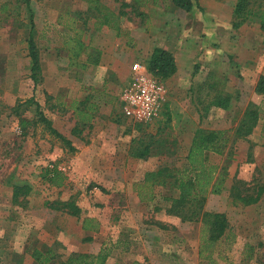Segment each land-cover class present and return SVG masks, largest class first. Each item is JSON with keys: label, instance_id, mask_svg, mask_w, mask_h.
<instances>
[{"label": "rangeland", "instance_id": "1", "mask_svg": "<svg viewBox=\"0 0 264 264\" xmlns=\"http://www.w3.org/2000/svg\"><path fill=\"white\" fill-rule=\"evenodd\" d=\"M237 4L227 42L231 60L223 54L224 47L203 46V59L191 68L183 65V70L187 65L190 68L187 78L171 75L162 80L171 100L164 99L160 113L148 122L136 123L123 114L119 95L130 80L131 63L145 64L150 54L132 50V33L139 36L137 32L142 31L147 37L153 27L159 32L168 29L178 18L171 0H0V264H37L30 255L34 247L52 248L59 257L49 264H59L70 252H96L103 241L116 238L128 241L129 248L113 250L105 264H130L132 259L143 264H207L198 255L201 223L181 224L178 217L164 212L167 202L163 198L171 194L169 190L154 186L155 199L149 201L137 199V188L147 170L186 163L196 128L231 129L241 119L244 107L239 104L238 83L243 74L252 78L264 68L260 26L264 0H238ZM106 10L114 15L121 12L124 19L119 36L125 39V47L118 53L119 62L113 64L117 68L110 78L95 70L102 55L109 67L114 56L106 44L109 36L100 32L107 24L99 16ZM31 23L40 55L36 81L30 76L27 42ZM77 32L84 44L101 51L96 64L69 66L68 50L75 44L69 38ZM90 47L87 51L94 52ZM86 53L76 60H85ZM225 93L230 94L228 107L209 104L214 96ZM260 101L262 121L255 130L262 133L263 97ZM82 102L94 112L86 124L76 121L74 105L82 106ZM207 104L211 106L200 117ZM39 110L70 145L50 132ZM261 135L251 133L249 140L237 141L227 164L229 177L245 181V186L264 182ZM134 137L153 140L149 155H132ZM209 156L224 163V155ZM47 166L64 172V185L50 186L41 178ZM16 183L30 184L31 191L14 202ZM68 197L81 207V216L101 221L98 231L83 229L80 217L46 203ZM205 208L224 212L234 235L229 249L216 244L212 252L216 264H260L258 260L264 264V193L256 203L245 206L233 204L227 192L209 193ZM87 235L92 239H84Z\"/></svg>", "mask_w": 264, "mask_h": 264}, {"label": "trees", "instance_id": "2", "mask_svg": "<svg viewBox=\"0 0 264 264\" xmlns=\"http://www.w3.org/2000/svg\"><path fill=\"white\" fill-rule=\"evenodd\" d=\"M137 1L138 0H134ZM140 2L142 0H139ZM148 0H143L146 2ZM172 3L180 9L189 10L193 7V0H171ZM29 2V0H27ZM128 2L124 3V6ZM129 4V3H128ZM241 2L237 4L234 12L240 13ZM110 14L113 15L112 20ZM121 12L113 14L107 10L103 12V23L107 26H116L117 19H120ZM98 17V16H97ZM96 17V18H97ZM261 28L264 30V19L261 22ZM32 23L30 24L28 42V52L31 57L30 76L34 81L40 77V55L37 51L33 36H32ZM75 44L70 47L69 51V66L71 64L78 65L81 68L86 67L88 64H96L100 59V50L96 47H90L79 38V32L70 37ZM68 42V41H67ZM94 50L88 52L87 48ZM87 52V53H86ZM86 53L87 58L83 61L76 60L80 54ZM176 60L172 52L165 50L162 47L154 46L151 54L149 55L145 66L147 70L160 80H165L176 72ZM255 91L264 94V75L259 74L255 84ZM222 98V99H221ZM230 94L225 93L223 97L220 95L214 96L209 104L217 105L221 108L229 106ZM205 106V113L200 112V117L206 115L211 105ZM243 111L242 117L239 122L231 129H214L206 127H198L195 129L191 141L187 147L186 155L184 157L185 164L182 166L162 165L155 169L147 170L144 177L140 180L138 194L141 200H151L155 197L153 190L154 186H161L171 192L170 195L164 196L167 202L164 210L167 214L178 217L182 222L199 221L202 225L200 242L198 245V255L201 258L207 259V264H216L212 252L216 244H225L229 249L233 241V233L231 231L230 221L224 212L217 210H209L205 208V202L209 193H220L223 189L224 182L228 179L229 174L227 171V164L233 156V148L238 140L247 139L252 132L253 127L259 119V104L253 102ZM77 118V123L86 124L92 119L94 112L92 106H86L82 102V106L74 105ZM38 112V111H37ZM41 119L44 120L49 127V130L55 136L70 145V140L64 138L59 132L50 127V122L47 117H44L39 110ZM24 121V120H23ZM22 120H21V122ZM139 123V122H136ZM78 131L77 126L75 127ZM262 131H264V123ZM136 143L135 148L132 149V155L137 157H146L151 152V145L153 140L146 141L140 137L132 139ZM71 149L73 148L70 147ZM210 153L219 154L221 157L224 155V163L220 164L210 160ZM41 178L48 182L50 186L61 187L64 185L65 174L58 167L49 166L45 167L40 175ZM246 182L237 179L235 176L229 189V197L233 204L240 203L242 206L255 203L264 193V182H256L253 185L245 186ZM31 191V185L28 183H16L12 189V201L22 195H26ZM48 207L54 210H65L70 215L80 217V222L83 229L98 231L101 227V221L95 216L84 215L81 216V207L77 204L74 198L68 197L67 199L54 200L46 202ZM155 209L160 207L155 205ZM86 240H91L92 236L87 235L84 237ZM128 241L116 238L114 241H103L96 252L88 251H74L70 252L66 258L60 261L59 264H105L107 259L111 256L113 250H120L125 252L128 250ZM31 257L37 264H49L52 260L59 257L54 250L50 247L40 249L38 247L32 248L30 251ZM219 257V251L217 253ZM251 254H249V257ZM258 263H262L258 260ZM114 264H121L118 261ZM130 264H143L138 259H132Z\"/></svg>", "mask_w": 264, "mask_h": 264}, {"label": "crops", "instance_id": "3", "mask_svg": "<svg viewBox=\"0 0 264 264\" xmlns=\"http://www.w3.org/2000/svg\"><path fill=\"white\" fill-rule=\"evenodd\" d=\"M237 1L238 0H193V7H191L189 10L183 9V11L182 9L176 6V9H174L173 12L175 13V15L178 14V18L175 19L174 23H171L168 29L159 32V29L153 27V29L149 30L147 37L144 36L142 31L137 32L139 36H137V34H135L136 31H134V33L132 34L134 35L135 40L132 44V50L134 49L136 51H146L147 54H151L153 47L159 46L167 51L172 52L175 56V60L177 63L176 72L173 74L174 79L181 77L180 79L184 80L185 78H187L192 64H195L200 58L203 59L202 51L204 50V48L202 47L210 43L215 46L218 50H220L219 46L222 47V49L224 47L226 52H224L223 54H226V58L230 61L232 54H228L227 52L232 53V51H229V45L227 42L228 39H230V25L232 20V14L233 9L237 4ZM123 21L124 19L122 17L121 19H117L116 26L109 27L106 25L105 28L100 30L101 34L106 33L109 36L108 43L106 44L108 45V49L110 50V52H114V56L110 57L112 60V65L109 67L106 65V63H104V56L102 55L101 62L99 63L100 65H98V68L95 69L99 71V76L103 74L104 76L110 78L114 74V69L117 68V66L115 65H117L119 62L118 53L120 50L124 51L123 49L125 47V39L119 36L120 28L123 27ZM184 33H187V35H185ZM184 39L187 40H185V42L183 43ZM145 40H147V43H144ZM214 43L216 45H214ZM147 45L150 51L146 49ZM130 53L133 52L131 51ZM215 61H218V59H215ZM221 62L218 63L221 64ZM114 63L117 64L113 65ZM185 64H188L189 66L191 65L188 70V65L185 68L186 70H183V65ZM261 73L264 75V68L263 72ZM243 75L244 76L242 77V79H240L238 83V87L240 90L239 104H241V106H243L245 110L249 105L248 103L253 102L255 104H259V108L261 109L260 100L262 99V97L264 99V94L257 93L255 91V84L257 82L259 74L254 75L252 78L250 77V75ZM165 98L171 100V96L166 95ZM259 116L260 117L256 125L262 121L261 112H259ZM256 125L253 127L251 133L255 134V137L256 134L258 136L263 134L261 135L263 137V131L261 133L259 129L255 130ZM110 154H113V151H111ZM232 179L233 177L231 175L230 177H228V179H226V181L224 182L223 189L220 193L227 192L229 195V189ZM137 199L140 200L138 195ZM154 199L155 197L149 201H154ZM188 222L194 223L199 221ZM180 223L183 224L181 220Z\"/></svg>", "mask_w": 264, "mask_h": 264}, {"label": "built area", "instance_id": "4", "mask_svg": "<svg viewBox=\"0 0 264 264\" xmlns=\"http://www.w3.org/2000/svg\"><path fill=\"white\" fill-rule=\"evenodd\" d=\"M165 96L163 81L152 75L145 64L132 62L130 80L119 95L123 114L133 122H148L160 113Z\"/></svg>", "mask_w": 264, "mask_h": 264}]
</instances>
